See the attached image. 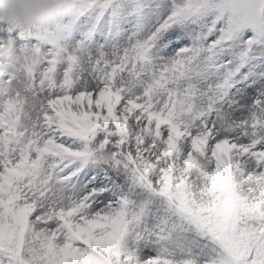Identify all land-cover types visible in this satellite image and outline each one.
<instances>
[{
    "label": "snow or ice",
    "instance_id": "6c2138e0",
    "mask_svg": "<svg viewBox=\"0 0 264 264\" xmlns=\"http://www.w3.org/2000/svg\"><path fill=\"white\" fill-rule=\"evenodd\" d=\"M0 264H264V0L0 19Z\"/></svg>",
    "mask_w": 264,
    "mask_h": 264
},
{
    "label": "clouds",
    "instance_id": "9594fccd",
    "mask_svg": "<svg viewBox=\"0 0 264 264\" xmlns=\"http://www.w3.org/2000/svg\"><path fill=\"white\" fill-rule=\"evenodd\" d=\"M78 0H0V19L41 25L77 11Z\"/></svg>",
    "mask_w": 264,
    "mask_h": 264
}]
</instances>
